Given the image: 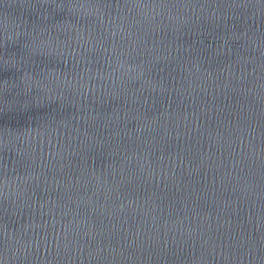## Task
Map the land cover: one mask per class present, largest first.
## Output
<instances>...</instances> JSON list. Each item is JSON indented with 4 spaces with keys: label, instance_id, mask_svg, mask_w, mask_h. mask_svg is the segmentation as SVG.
Listing matches in <instances>:
<instances>
[{
    "label": "water",
    "instance_id": "1",
    "mask_svg": "<svg viewBox=\"0 0 264 264\" xmlns=\"http://www.w3.org/2000/svg\"><path fill=\"white\" fill-rule=\"evenodd\" d=\"M0 264H264V0H0Z\"/></svg>",
    "mask_w": 264,
    "mask_h": 264
}]
</instances>
